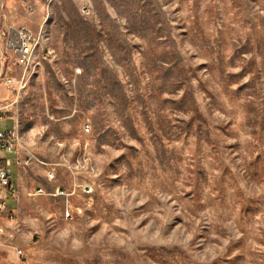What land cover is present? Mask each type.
I'll use <instances>...</instances> for the list:
<instances>
[{"label": "rangeland", "instance_id": "374dc122", "mask_svg": "<svg viewBox=\"0 0 264 264\" xmlns=\"http://www.w3.org/2000/svg\"><path fill=\"white\" fill-rule=\"evenodd\" d=\"M13 128L0 264H264V0H0Z\"/></svg>", "mask_w": 264, "mask_h": 264}, {"label": "built area", "instance_id": "2783aa9c", "mask_svg": "<svg viewBox=\"0 0 264 264\" xmlns=\"http://www.w3.org/2000/svg\"><path fill=\"white\" fill-rule=\"evenodd\" d=\"M1 43L3 50L12 55L17 65L28 69L40 46L41 33L26 26L10 25L2 31ZM8 83L13 85L14 80L8 79ZM4 153H12L13 159H0V214L7 213V217L13 220L15 213L11 210V205L18 199L13 168L31 164L34 157L21 147L15 128L6 132L0 131V158ZM19 254L21 257L25 255L23 251Z\"/></svg>", "mask_w": 264, "mask_h": 264}, {"label": "crops", "instance_id": "0c3cea01", "mask_svg": "<svg viewBox=\"0 0 264 264\" xmlns=\"http://www.w3.org/2000/svg\"><path fill=\"white\" fill-rule=\"evenodd\" d=\"M10 154L12 153H4L0 159H3L5 157H10ZM14 174V173H13ZM1 196V195H0Z\"/></svg>", "mask_w": 264, "mask_h": 264}]
</instances>
